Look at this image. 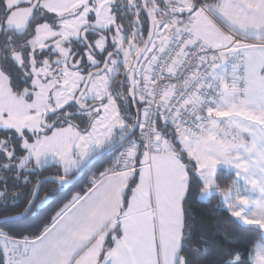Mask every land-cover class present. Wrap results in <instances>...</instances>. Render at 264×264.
<instances>
[{"label": "snow or ice", "instance_id": "1", "mask_svg": "<svg viewBox=\"0 0 264 264\" xmlns=\"http://www.w3.org/2000/svg\"><path fill=\"white\" fill-rule=\"evenodd\" d=\"M0 264H264V0H0Z\"/></svg>", "mask_w": 264, "mask_h": 264}, {"label": "trees", "instance_id": "2", "mask_svg": "<svg viewBox=\"0 0 264 264\" xmlns=\"http://www.w3.org/2000/svg\"><path fill=\"white\" fill-rule=\"evenodd\" d=\"M226 227H229V228H231V227H233L232 225H226Z\"/></svg>", "mask_w": 264, "mask_h": 264}]
</instances>
